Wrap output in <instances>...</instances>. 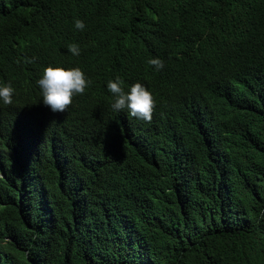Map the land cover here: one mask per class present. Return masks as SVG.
Masks as SVG:
<instances>
[{
  "label": "clouds",
  "instance_id": "9594fccd",
  "mask_svg": "<svg viewBox=\"0 0 264 264\" xmlns=\"http://www.w3.org/2000/svg\"><path fill=\"white\" fill-rule=\"evenodd\" d=\"M115 1L65 0L41 20L29 8L42 3L46 11L51 0L29 7L0 0V61L9 67L0 83V170L15 166L25 197L46 222L59 211L82 222L89 205L114 195V181L124 182L108 134L92 129L87 139L81 131L87 111L79 113L77 100L88 91L123 116L118 131L132 161L155 158L162 150L157 134L185 139L214 129L226 141L227 119L255 127L264 118V60L253 42L246 49L229 42L225 50L200 44L199 9L181 4L178 13V0L155 1L152 16L125 19L119 33L110 14ZM116 35L126 49L109 57ZM131 50L148 62L133 61ZM225 57L224 68L234 73L213 75L211 66L224 71L217 62Z\"/></svg>",
  "mask_w": 264,
  "mask_h": 264
},
{
  "label": "trees",
  "instance_id": "16d2710c",
  "mask_svg": "<svg viewBox=\"0 0 264 264\" xmlns=\"http://www.w3.org/2000/svg\"><path fill=\"white\" fill-rule=\"evenodd\" d=\"M23 1L29 7L43 0ZM63 1L51 0L46 11L42 3L29 9L46 20ZM155 1L171 0H116L110 13L115 29L122 33L125 19L152 16ZM181 4L199 9L200 44L225 50L229 42L244 49L253 42L255 55L264 60V0H178L173 8L178 13ZM126 45L114 36L109 57ZM136 52L129 51L133 61L148 62L135 58ZM228 62L219 58L224 71L211 66V73L233 74L224 68ZM8 73L0 61V83ZM116 75L115 69L107 73L109 80ZM77 105L79 113L87 111L79 120L87 139L92 129L108 134V149L123 162L124 182L114 181V195L89 205L82 222L62 211L46 222L25 197L15 166L2 168L0 264H264V118L255 127L227 119L226 141L214 129L185 139L157 134L162 150L155 158L132 161L118 131L123 116L107 108L95 90Z\"/></svg>",
  "mask_w": 264,
  "mask_h": 264
}]
</instances>
